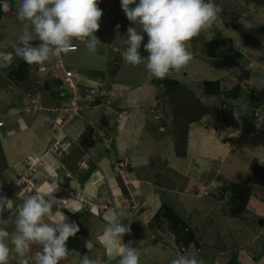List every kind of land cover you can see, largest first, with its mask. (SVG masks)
Segmentation results:
<instances>
[{"label":"crops","instance_id":"obj_1","mask_svg":"<svg viewBox=\"0 0 264 264\" xmlns=\"http://www.w3.org/2000/svg\"><path fill=\"white\" fill-rule=\"evenodd\" d=\"M216 1L220 3V0ZM16 2L17 0H12L13 4ZM113 10L111 6H105V13H111ZM119 10L121 9L119 8L117 12ZM14 12L15 7L8 14L4 12L0 14V19H2V25L0 24V68L11 67V71H13L14 68L22 65L17 76L20 73L22 77L29 80L32 78L29 72L33 68V64L30 65L26 62L17 64L18 57L14 52L19 44L18 37L23 32L24 23L14 16ZM222 14V12L219 14V18L223 16ZM222 21L224 22V20ZM214 25L217 26L216 23ZM222 25L224 26L221 24L219 27L224 28ZM224 29L229 32L225 35V37L228 36L226 39L229 38L232 41L229 44L230 52H239V57L231 61L219 60L218 66L222 67L225 72L216 75L217 77L212 80L205 81L220 80L221 91H228L232 90L233 80L238 82L241 80L224 69L221 61L232 63L238 67L234 61L241 60L243 55L233 45L234 36L231 29ZM107 30H112V28ZM108 37L114 41L110 31ZM208 42L218 44L219 39ZM116 43L118 42L109 43V47L113 46L115 52L119 48L123 51L128 46L127 41L121 45ZM73 45H76L77 49L70 52L86 49L85 43L80 40L74 39ZM187 46L193 47L194 42L190 40ZM10 48L11 50H9ZM196 51L199 52V50ZM70 52L52 57L49 61L41 64L42 69H51L52 65L59 69L62 68L53 75L52 87L43 91V94L38 92L39 98L44 101L45 112L24 111L26 108H23L25 107L23 104L28 103L27 101L30 99L17 83L7 78L8 73L5 74V70L0 69V81L7 79L9 83L3 87L4 89L0 87V90H4L0 93V97L4 104L7 103V106L12 110L6 113V109L3 112L9 116L4 120L8 123L1 128L4 134L0 143L7 162L6 176H10V178L6 179L5 176L0 175V192L13 201V209L4 213L5 223L0 224V227L8 230L10 234L15 232L16 206L20 205L18 202L24 201H17L16 198L20 196L22 190H31L24 184L18 185L19 179L25 178L31 161L38 158L40 167L34 175V182L37 186L34 187L35 191L32 193L38 195L44 192L55 179L57 188L53 195L58 199L60 207L54 206L53 213L59 210L68 217L69 222L75 221L79 225L80 231L75 237L81 239L82 244L85 245V241L89 239L94 242V255H97L88 254V256L96 259L97 264H118L119 253L109 252L102 243L103 231L108 226L106 218L115 210H121L126 214L124 223H127L128 219L132 220L131 234H125L122 237V242L124 244L132 243L140 250V264H171L177 252L188 254L189 248H195L193 245L195 242L198 244L196 257L198 259L199 256L204 264H230L234 255L236 254L238 257V254L243 250L250 253L252 257L258 258L259 252L264 249V232L260 233L259 239L252 245L253 247L248 248V242L246 243L245 240L239 242L238 240L237 243L235 242L233 252L231 247L229 250L219 251L215 248V253L219 254L211 261L212 254L210 253L213 248L209 252L207 250L205 252V249L201 250L198 231L194 229L192 218H188L189 222H185L184 219L180 220V222L184 221L182 223L184 226L192 230L189 238L185 237L186 241L183 242L175 237V232L172 236L170 235L172 233L169 231L170 226L173 224L168 216H160L158 221L155 220V217L164 211V205L168 206L175 216L184 215L183 212L188 213L187 207L199 206L212 192L215 195H221H218V200L221 205H224L227 202V195H223L222 187L242 184L241 182L250 179L251 185L255 188L251 187L246 211L244 209L242 214L234 216L229 213L228 207L227 210L221 209V213L224 217L230 216L228 222L232 226L238 225L237 221L240 215H252V218L260 219L259 223L264 229V167L259 165L260 160H264V124L260 128L256 126L259 117L264 118V108L257 107L252 112L254 108L251 107L249 100L243 102L241 99L240 105L237 104L238 106L235 107L239 114L234 111L235 114L230 117V113L228 114L225 108L223 124L216 120L218 118H214L212 114L206 112L188 122L185 131L186 139L181 141L182 146L178 148V139L175 138L177 133L173 137L171 134L168 136L167 126L164 123L160 124L159 131L161 133L154 129L146 130L148 121H152L147 118L148 113L154 115L155 125L166 114L161 112L160 108L164 102L161 103L158 100L161 97L162 85L158 81L155 82L156 78H149L145 64L136 66L132 77L127 76L125 80L120 78L119 73L121 67L126 63L122 57L117 58L114 62L115 56H110L103 70L91 74L90 71L83 70L89 68L88 65H84V50L80 57H78L79 55L74 56ZM193 54H195L193 57L199 55L198 53ZM107 55L108 53L105 57ZM211 58H215V56L205 57L203 54L201 57L209 63H215ZM200 61L202 63L203 60ZM71 62L76 64L74 68V65L70 64ZM117 62L120 63L119 67H116L114 74L110 73V64H117ZM193 66L189 64L179 71L171 70L169 73L171 75L168 78L178 81V84H184L187 78L190 79L192 76L186 77L187 73L192 74L195 71ZM239 67L244 68L243 65H239ZM69 69L75 71L80 78L77 80V86L83 110L80 117L67 124L65 131L59 132L53 121L64 118L63 111L59 109L66 106L73 96V90L63 84L65 71ZM252 77L254 76L250 71V78L252 79ZM57 78L62 80L63 86L60 89L55 88L56 85H59ZM54 80H57V83ZM91 89L94 94L89 97ZM84 92L87 94L84 95ZM100 93H103L102 96L107 93L111 100L104 98L97 102ZM28 94L30 98L38 99L37 93ZM13 98L16 99L14 103L11 101ZM20 98L21 100L17 101ZM229 98L232 97L229 96ZM106 99L107 101H105ZM232 99L235 100V98ZM256 103L259 104V100H256ZM164 104L166 105L167 102ZM27 106L28 104H26ZM122 112H126V114L119 117ZM0 119L3 120L4 117L0 115ZM152 126L154 127V125ZM156 132L157 134H154ZM60 134L62 137H58ZM57 137L63 138L62 142L57 140ZM62 143L67 145L66 150L59 148ZM171 147H173V151H171ZM175 147L176 150H174ZM121 159L126 160L130 165L127 170L130 180L128 183H124L114 169V163ZM151 159H154L155 165L151 163ZM20 187L22 188L20 189ZM70 208H75L78 211L73 214ZM210 210L212 211V209ZM85 216L89 218L87 225L84 224ZM45 222L51 223L52 221L45 217ZM86 226L89 228L86 229ZM254 226L253 232L259 233L262 230V228ZM251 227V225L245 226L249 230ZM246 229H244L246 233L249 232ZM180 232L184 237L185 232L182 230ZM70 239L71 237L67 241L69 249ZM176 241L182 244L174 248ZM9 246L12 247L10 241ZM39 248L38 245L31 246L28 254L29 264H36L34 253ZM85 250L87 251L86 247ZM252 250L256 252V255H253ZM194 254L191 255L195 256ZM83 255L73 251L72 256L61 261L60 264H79ZM220 256L225 257L222 259ZM225 258L227 263H225ZM18 259L13 250L10 264H17Z\"/></svg>","mask_w":264,"mask_h":264},{"label":"clouds","instance_id":"obj_2","mask_svg":"<svg viewBox=\"0 0 264 264\" xmlns=\"http://www.w3.org/2000/svg\"><path fill=\"white\" fill-rule=\"evenodd\" d=\"M127 19L140 25L127 28L128 46L121 52L122 59L132 65L145 64L149 78L164 79L171 70L179 71L189 65L193 54L187 43L202 32L211 29L219 18L221 7L214 0H120ZM99 0H0V10L8 14L15 7L14 16L24 22L18 37L15 54L27 64H43L52 57L69 53L73 40L85 43L89 52H97L102 44L96 36L103 15ZM135 5L134 7H130ZM119 27V25H117ZM145 35L147 42L144 43ZM141 47L147 55L141 53ZM0 121H3L0 119ZM264 118L256 121L257 128ZM3 126H0L2 128ZM264 164V160H260ZM56 181L38 195H31L16 206L15 232L0 227V264H10L14 250L17 264H29L32 245L40 246L34 253L36 264H60L72 256L67 247L70 237L80 231L61 211L53 195ZM13 209V201L0 192V224L6 211ZM75 214L78 210L70 208ZM48 217L52 222H45ZM126 214L115 210L106 218L108 226L102 234V243L109 252L119 253L118 264H140V250L132 243L124 244L122 237L131 234V219L124 223ZM9 241L12 247L9 246ZM92 251L95 244L85 241ZM79 264H97L96 259L83 255ZM171 264H204V261L187 253L177 252Z\"/></svg>","mask_w":264,"mask_h":264},{"label":"rangeland","instance_id":"obj_3","mask_svg":"<svg viewBox=\"0 0 264 264\" xmlns=\"http://www.w3.org/2000/svg\"><path fill=\"white\" fill-rule=\"evenodd\" d=\"M214 2L221 7L222 9L221 12L223 13L222 14L223 16L221 15L222 17L218 18V20L216 21L217 26L214 25L211 28V30L215 28L213 31L208 30V31L202 32L199 36L191 39L194 42V46L193 47L187 46V47H188V50L192 52V54L198 53L200 56L201 55L203 56L204 54L205 57L215 56L216 58H211V60L215 61V63H209L207 60L201 59L202 56L200 57L198 55V57L197 56L194 57L193 60L189 63L191 65H194L193 67L195 71H193L192 74L187 73L186 77H188L189 75H192V76L190 79L188 77L187 81L184 84L182 83L168 84L166 83L167 80L165 81L164 79L155 80V82L158 81V83L162 85V90H160L161 97H159L158 100L161 103L167 102L166 105L163 103L162 107H160L161 112H163L166 115L165 116L163 115L164 117L158 122H156V125H155L154 124L155 120L153 119L154 115L148 113L147 118L152 119V121H148L147 123L148 126L146 130L149 131L150 129H154L157 132L161 133V131H159L160 124L164 123L167 126L168 136H170L169 134H171L173 137V135L177 133L175 135V138L178 139V145H177L178 148L182 146L181 141L186 139L185 131H186V126L188 122L190 120L196 119L198 116H201L205 114L206 112L207 113L209 112L210 114H212L214 118H218L216 120L221 121V124H223V122L225 121L224 119L225 117L224 114L226 113L225 108H226V111H228L227 113L228 114L230 113L229 114L231 115L230 117H233V115L235 114L234 111L238 113V110L235 107L240 105L239 103H241L240 102L241 99H243V102L245 100H249L248 102H250L251 107L254 108L252 109L253 110L252 112H254V110H256L257 107L264 108V105H263V102H264V0H238V2L237 0H228V1L220 0V3L214 0ZM98 6L100 9H102L103 15L100 21V28L95 34L100 39L102 44L99 46L97 52L95 53L89 52L87 48L83 49L84 50V65L89 66V68H85L83 70L84 71L86 70L87 72L90 71L91 74L96 71L103 70L104 67H106V61H109L110 56H115L114 62H116L117 58L119 57L121 58V52H122L121 48L116 49V52H115V48L113 46L109 47V43L116 41L118 42L116 44L121 45L125 41H127L128 39L127 38V28L129 26L137 27V31H140L139 24L135 25L127 19L125 13L122 11L120 0H99ZM105 6L106 7L111 6L114 10L111 11V13H105ZM119 8L121 10L117 12ZM0 14H3L2 10H0ZM222 20H224V22ZM1 22H2V19H0V24ZM221 24H224V26L222 25L224 28L231 29V33L234 36L233 45L242 52L243 58L241 60L239 59L234 62L237 64L238 67L239 65H243L244 68L249 69L253 73V76H254L252 77V79L243 78L241 79L240 82H238L237 80H233L231 88H234L237 85L241 87L239 96L236 97L235 100H233L232 98L230 99L229 96L225 95L224 93L214 94L210 92L204 84L205 80H212L217 77L216 75H219L221 72L222 73L225 72L222 67L218 66L219 65L217 63L219 61L217 59L218 57L220 58L221 56L224 57L226 53L229 56H232L230 58L231 60L235 59L236 57H239V52L237 53L230 52L231 48H229L230 47L229 44L232 41L229 40V38L226 39V37L228 36L225 37V35H227V33L229 32L224 28H220L219 25ZM117 25H119V27H117ZM111 28L112 30H107ZM119 30L120 32H118ZM109 31L113 34L114 41H111L112 38L108 37ZM215 39H219L218 46H217L218 48L216 49V51L209 45V42H208V41H212ZM222 39H225V40H222ZM9 50H11V48ZM83 50H80L79 52H70V54L73 53L74 56L79 55L78 57H80V54L83 53ZM196 50H199V52H197ZM106 53H108V55L105 57ZM20 59L21 58L18 57L17 64L22 63ZM200 60H203L202 63H200L201 62ZM70 64H72V62ZM117 64L120 65V63L118 62ZM75 66L76 64L73 66V68ZM202 66L204 69L202 68ZM42 67L43 66L41 64L40 65L33 64V68H31L29 72L32 78L31 79L29 78V80H27L26 77H22L20 73L18 76L10 75L11 69H12L11 67L9 68L1 67L0 68V69L5 70L4 71L5 74L8 73V77H7L8 79H11L15 83H17V85L19 86L21 85L22 91H24L27 94L28 98L30 99L29 100L30 102L27 101L28 103H26L28 104L27 107H26V104H23L25 106L23 108L24 109L26 108V110L24 111L29 112L33 110L36 113L37 112L40 113L41 111L45 112L43 110L44 109L43 107H45L44 101L42 100V98H39L38 92H41L43 94V91L50 89L52 87L51 80L53 81L52 79L54 77L53 75L55 73L57 74L58 71L62 69V68L59 69V67H55L53 65L51 66V69H46V68L42 69ZM135 69H136V66H132L128 63H124V65L121 67V70L119 72L121 76L120 78L126 80L127 76L132 77L133 73L135 72ZM28 71H29V68H28ZM170 75L171 74H169L168 76ZM227 77H230V76H227ZM60 79L57 78L59 85L55 86L56 89L58 88L60 89V87L63 86L61 82L62 80ZM57 80H54L56 81L55 83H57ZM128 80L130 79L128 78ZM142 82H143V77H142ZM8 84L9 83L7 79L6 81L5 80L0 81V87H2V89H4L3 87L7 86ZM3 91L0 90V93ZM31 92L37 93L38 99H36V101L39 102V100L41 99L40 103H35L31 101V99L33 98H30V95L28 94ZM85 94L87 93L84 92V95ZM93 94H94L93 90L91 89L89 93V97H92ZM102 95L103 93H100V96L96 100L97 102L99 99L104 100V98L111 100L110 96H108L107 93L104 96ZM107 99L105 101H107ZM20 100L21 98L17 101H20ZM256 100L257 101L259 100V104L256 103ZM11 101L14 103L16 99L13 98V100ZM229 108H233V109H229ZM5 110H6V113L8 111H12L9 108V106H7V103L4 104L3 99H1L0 97V115L4 117L3 122H2L3 125L1 124L2 126L8 123L4 121L6 120L5 118L8 119V116H9L8 114L3 113ZM122 113L119 114L121 115L119 117H122L123 115L126 114V112H122ZM260 118H263V117L260 116ZM152 125H154V127ZM2 132L3 131L0 128V139L3 137V134H4ZM157 132L154 134H157ZM58 137H62V134H60ZM58 137L56 139L61 140L62 142L63 138L59 139ZM57 140L55 141V143L57 142ZM59 148L66 150L67 145L62 143L59 145ZM85 150H86V147H85ZM174 150H176V147L174 148ZM171 151H173V147H171ZM3 152L4 151L0 143V166H1L0 175H3L5 176L6 179H8V177L10 178V176H6V171L8 168L6 167L7 162H6V157L4 156ZM151 160H152L151 163L154 164L153 163L154 159H151ZM119 161H124V160L121 159V160L116 161L114 163V169L116 170L117 174L123 179L122 181H124V183H128V181L130 180L128 179L129 177H128L127 170L130 167V165H128L127 163V165L125 164V168H124V166L122 167L120 164H118ZM38 163H39L38 158H35L34 161H31L25 173V178L24 177L22 179L18 178L19 179L18 185L24 184L25 186L28 187V189H31L32 191L22 190V192L20 193V196L22 197L17 196V192H16L15 195L17 196L16 198L17 201L25 200L29 196L35 195V193H32V192L35 191L34 187L37 186V184L34 182V175L36 171L38 170V168L40 167V165L38 166ZM35 180H36V177H35ZM241 183L244 185L247 184L250 187L253 186L251 185L250 179H247ZM21 188L22 187H20V189ZM234 189L235 188H233L232 185H225L224 187H222L223 195L224 194L227 195L226 197L227 202L224 205L223 204L221 205V202L218 200L219 194L215 195L212 192L210 196H207L204 202L202 201V204H199V206L196 205L192 207H187L188 213L183 212L182 214L184 215H179L180 217L179 216L176 217L177 219L180 218V220L184 219L185 222L186 221L189 222L188 218H192L193 223H194V229L195 231H198V242L201 244L200 245L201 250L203 251L205 249V252L206 250L209 252L211 248H213L212 253H210L212 254L211 258L209 255V258L211 261H213L214 257L216 258V255L219 254V253H215V248L219 251V250H225V249L229 250V248L231 247L232 252H233L234 247L236 243L238 242V240L239 242L244 241V240L246 241V243L248 242L247 245L249 248L258 241L259 239L258 236L260 235V233L264 232L263 226L261 227V224L259 223L260 219H256L255 217L252 218L251 217L252 215H249V214H243L242 216L240 215L239 220L237 221L238 223V225H236L237 227L235 226V224L234 226H232L228 222L230 221L228 220L230 216H226V217L222 216L221 209L227 210L229 207V213L232 212L233 206L231 205L230 200L234 195ZM249 198L247 200V203L249 201ZM21 203L22 202H18V204H21ZM210 209H212V211ZM244 209L243 210L246 211L247 206ZM170 213H171V216H170ZM156 216H158L157 218L155 217V220L157 221L160 219V216L161 217L168 216V219L170 220L172 224H173V219L175 217V215L171 212L168 206L167 208L164 209V211H162V213ZM88 220H89L88 216H85L84 224L87 225ZM183 222H180L179 225ZM184 224L186 225V223ZM246 225H251L252 226L251 229L250 230L246 229L247 228V227L245 228ZM253 226L259 229L262 228V230H260L259 233L253 232L254 231ZM170 227L171 228L169 231L172 232L170 234L171 236L175 232L174 234L175 237H178V239L183 242L186 241L185 240L186 236L183 237V234L178 230L177 226H174L173 224V226H170ZM88 228L89 227L86 226V229ZM244 229L248 230L249 232L246 233ZM190 231L192 232V230ZM82 243L83 241L81 239H78L77 237H71L68 244L70 246V250L75 251L76 254L81 253V254L86 255L87 253V255L88 254L92 256L97 255V254L94 255V250L89 251L87 249L86 251L85 245ZM181 244L182 243H178L176 241L174 248H177V246ZM193 245L195 246V248L193 247L189 248L188 254L195 253L194 255L197 256L198 254L196 252H197L198 244L195 242ZM252 253L253 255H256V252L253 250H252ZM262 253H264V249L261 250V252H259L260 254L259 257L262 255ZM220 257L224 259L225 256H220ZM198 259H199V256H198ZM225 263H227L226 258H225ZM217 264H223V263H217Z\"/></svg>","mask_w":264,"mask_h":264},{"label":"trees","instance_id":"obj_4","mask_svg":"<svg viewBox=\"0 0 264 264\" xmlns=\"http://www.w3.org/2000/svg\"><path fill=\"white\" fill-rule=\"evenodd\" d=\"M139 2V0H137V3ZM135 5H132L130 7H134ZM147 42V36L145 35V40L144 43ZM209 45L216 51V49L218 48V44L216 43H209ZM141 53L144 55H147V53L144 52L143 47H141ZM232 56H229L227 53L224 55V57L221 56L218 57V60H225V61H231ZM216 58V57H215ZM22 63L24 64L25 61H23L21 59ZM23 66L19 65L18 68H14L13 71H11L10 75L14 76L17 75L19 71H21ZM164 80L166 81V83L168 84H176L178 81L173 80L171 78H168V76L166 78H164ZM205 86L208 88V90L214 94H220V93H224L227 96H231L232 98H236L239 96V93L241 91V87L239 85H237L236 87L232 88V90H228V91H221V82L220 80H214V81H205L204 82ZM19 86V85H18ZM21 87V85H20ZM259 165H261L262 167H264V164L259 163ZM234 189V195L231 198V205L233 206L232 212L231 214L234 216H238L239 214H241L243 212V209L245 208L246 204H247V200L250 196L251 193V187L247 184H237V185H232ZM165 208H167L166 205H164ZM164 208V209H165ZM158 216H156L157 218ZM178 216H175L173 219V224L174 226L178 227V230H182L185 232V236L187 238H189V234L192 233L189 228L187 226H184L182 223L179 225V220L180 218H176ZM230 264H237V255L235 254L233 259L231 260Z\"/></svg>","mask_w":264,"mask_h":264},{"label":"built area","instance_id":"obj_5","mask_svg":"<svg viewBox=\"0 0 264 264\" xmlns=\"http://www.w3.org/2000/svg\"><path fill=\"white\" fill-rule=\"evenodd\" d=\"M75 49H77V46L73 45L72 50H75ZM78 79H80L79 76L72 69L65 71L63 84H64V86L73 89V96L70 98V100L68 101L66 106L59 109L60 111H63L64 118H62L60 120H54L53 121L54 125L56 126V128L59 132L65 131V128H66L68 123H70L72 120L81 116L83 107L80 103V97L78 95V86H77V82H78L77 80ZM32 102L39 103L35 99H33ZM2 122L3 121H0V126L3 125ZM124 161H125V163H124ZM124 161H119L118 164H120L122 167L124 166V168H125V164L127 165V162H126V160H124Z\"/></svg>","mask_w":264,"mask_h":264},{"label":"water","instance_id":"obj_6","mask_svg":"<svg viewBox=\"0 0 264 264\" xmlns=\"http://www.w3.org/2000/svg\"><path fill=\"white\" fill-rule=\"evenodd\" d=\"M221 65L224 69L228 70L232 73L235 77L239 80L243 78H250V70L242 67H235L232 63H227L225 61H221ZM116 67L118 68L119 65L112 63L110 64V73L114 74ZM237 264H264V253L259 258H254L248 253L247 251L243 250L238 254L237 257Z\"/></svg>","mask_w":264,"mask_h":264}]
</instances>
